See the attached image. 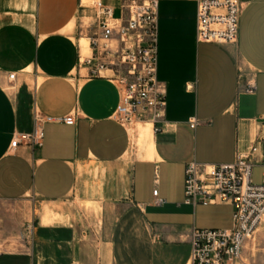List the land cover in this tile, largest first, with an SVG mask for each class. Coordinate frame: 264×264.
Listing matches in <instances>:
<instances>
[{"label": "crops", "instance_id": "1", "mask_svg": "<svg viewBox=\"0 0 264 264\" xmlns=\"http://www.w3.org/2000/svg\"><path fill=\"white\" fill-rule=\"evenodd\" d=\"M151 1L166 103L155 133L117 122L111 73L79 64L97 33L91 3L0 0V264H189L192 230L230 229L233 208L185 205L186 166L241 156L264 185V0H237L224 45L197 43L195 0ZM34 115L50 119L42 147L11 150ZM235 261L264 264V220Z\"/></svg>", "mask_w": 264, "mask_h": 264}, {"label": "built area", "instance_id": "2", "mask_svg": "<svg viewBox=\"0 0 264 264\" xmlns=\"http://www.w3.org/2000/svg\"><path fill=\"white\" fill-rule=\"evenodd\" d=\"M196 41L209 44H234L237 40L240 5L237 0H195ZM96 11V34L86 39V53L79 55L90 76L102 77L111 73L120 91V101L114 119L121 125L149 124L154 133L156 124L164 117L165 94L156 81L157 63V6L147 4L120 5V17L115 18L110 7L100 0L92 4ZM14 74L8 75L13 81ZM254 85H246L244 92L253 94ZM50 119L33 117L29 133L13 135L9 148L42 147V124ZM72 125V117L61 119ZM193 129L194 119L189 121ZM252 164L238 156L231 164L200 165L189 163L185 168L184 204H228L233 208L231 227L224 230H192L190 234L189 264H227L238 260L243 243L264 220V185L251 181ZM155 204L163 200L152 192ZM23 240L24 237H21Z\"/></svg>", "mask_w": 264, "mask_h": 264}, {"label": "rangeland", "instance_id": "3", "mask_svg": "<svg viewBox=\"0 0 264 264\" xmlns=\"http://www.w3.org/2000/svg\"><path fill=\"white\" fill-rule=\"evenodd\" d=\"M86 1H88V3H91V4H93L94 2H96V1H98V0H86ZM100 1H103V0H100ZM117 1H119V2H121V5L122 4H129V3H131V2H135L136 4H142V3H144V4H147L149 1H151V0H117ZM111 5H112V7L114 8V16H115V18H119L120 17V9H119V7H118V5H117V3H110ZM78 38V40H79V43H80V45H81V38H79V37H77ZM84 47L86 48L87 47V42L85 41V43H84ZM86 51V50H85ZM237 263V261H235V263L234 264H236ZM250 264H252V263H250Z\"/></svg>", "mask_w": 264, "mask_h": 264}]
</instances>
